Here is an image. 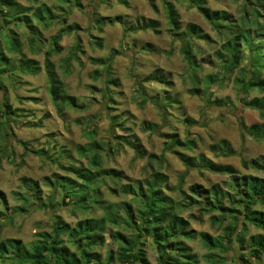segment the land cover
I'll return each instance as SVG.
<instances>
[{
  "label": "rangeland",
  "instance_id": "rangeland-1",
  "mask_svg": "<svg viewBox=\"0 0 264 264\" xmlns=\"http://www.w3.org/2000/svg\"><path fill=\"white\" fill-rule=\"evenodd\" d=\"M15 1L24 8H30L29 14L40 34L29 31L28 26H16L15 34L20 42V51L17 52L7 40L6 30L0 31V51L10 58V65L4 71L8 79L0 81V104L7 110V104H10L12 112L6 123L0 117V190L6 196V200L0 198V210L6 214L0 216L1 238H18L32 248L41 239L40 232L52 230L54 214H59L65 222L74 226L87 217H100L105 204L116 203L120 218L125 223L119 227L108 226L105 243L95 249L101 254L102 264L109 254L114 256L115 264H121L118 260L120 245L112 233L119 230L132 240L136 238V228H140L142 221L138 216L141 204L135 191L145 186L152 169L147 157L137 156L129 146H116V143L122 142L118 139L120 135L132 139L136 136L148 154L164 153L166 161L161 171L168 175L164 190L172 199L184 201L185 195L196 183L208 188L219 186L229 193L224 204L241 212L238 188L235 186L237 180L244 182L253 176L264 182V169L254 167L255 162L264 164V141L240 130L239 116L248 125L264 123V117L258 110L241 104L240 97L261 95L257 90L248 94L241 91L237 78L243 76V71L237 69L222 84L210 87L203 81V76L217 72L218 66L205 62L198 78L201 92L191 93L192 83L197 79L189 77L178 42L170 34L164 0H128V5L120 0H79L80 3L68 0ZM170 1L175 5L182 24L197 23L216 38L210 24L189 1ZM205 1L212 9L226 10L234 15L239 14L242 2ZM41 4L52 7V19L38 21L34 16L33 9ZM45 16L50 17L49 14ZM116 16H122L130 25L153 20L158 31L152 28L134 29L126 34V27L120 21L108 22L102 30L99 29V18ZM2 23L6 25V22ZM71 24L80 28L71 33L64 31L60 42L62 49L51 56L50 62L61 84V94L72 96L73 100L68 102V98L61 97L57 101L49 91L47 52L52 49L53 36ZM33 34L35 38L31 40ZM97 37L102 38V47L95 43ZM200 44L199 56L214 60L215 45L205 41ZM114 50L119 53L114 55ZM75 51L77 57L74 58ZM105 60L106 63H103ZM28 63L38 68L35 74L25 69ZM246 63L247 60L243 61L241 66ZM153 74L166 80L165 83L148 80ZM136 82L142 84L143 95L139 94ZM4 88L6 93H2ZM204 95L207 96L205 99ZM151 124L158 125L156 131L148 128ZM172 134L182 140L197 141V148L182 149L184 153L204 154L217 163L234 166L237 172L232 175L190 170L176 154L164 149L167 138ZM222 139L227 141L234 153L224 155L212 147ZM95 144L101 147L100 164L94 172H101L102 175H97L94 180L93 194L103 208L96 205H90L88 209L77 208L68 198L62 200V192L70 187L66 183L65 189L60 184L65 176L76 178L68 169L72 165L89 167L90 157L82 149L95 147ZM43 149L47 152L40 153ZM152 164L154 169H158L156 162ZM105 170H111V174L113 171L120 172L122 178L109 176L103 173ZM182 174H185V194L175 189ZM58 178L60 181L57 183ZM36 183L40 190L39 198L35 197L37 193L33 188ZM82 187L90 192L78 179V188L71 194L70 200L81 197L79 190ZM19 194L27 196L28 202ZM124 202L132 204L134 214H137L135 217L127 212ZM23 205L27 210L20 209ZM254 208L264 212V200ZM180 214L190 219L192 228L208 231L213 236L227 234V226L231 222L227 218L216 223L212 216L221 218L220 211L204 213L199 219L198 206L184 207ZM260 235H264V231L250 224L241 245L244 249L233 242L226 251L210 250L200 238L187 242L193 253L198 254L201 264H219L216 254L223 257L227 264H249L247 258L251 264H264V253L262 260L257 261L249 258L245 250L250 247L251 238ZM138 242L139 247L146 250L152 264H160L152 238L142 237ZM64 244L76 251V247L68 243L66 235ZM244 251L247 255L245 259L242 258ZM0 263L23 264L2 260Z\"/></svg>",
  "mask_w": 264,
  "mask_h": 264
},
{
  "label": "trees",
  "instance_id": "trees-1",
  "mask_svg": "<svg viewBox=\"0 0 264 264\" xmlns=\"http://www.w3.org/2000/svg\"><path fill=\"white\" fill-rule=\"evenodd\" d=\"M33 1L38 2L39 0ZM68 1L80 3L79 0ZM120 1L125 5L129 3L128 0ZM187 1H189L191 6L197 8L216 33L215 38L197 23L182 24L175 5L170 0H164V6L169 18L170 34L178 42L189 77L197 79L192 83L190 92L200 94L201 88L198 85V78L199 73L204 70L205 62L218 66L217 72L207 73L203 76V81L210 87L216 83L222 84L229 74H233L237 69H240L244 73L241 78H237L241 91L248 94L251 90H257L261 94L252 98L240 97L241 104L245 107L258 110L260 115L264 117V0H242L239 14L237 15L226 10L212 9L206 4L205 0ZM33 10L34 16L37 17L38 21L53 18L52 7L47 4H41V6ZM30 11V8H24V6L15 0H0V31L6 30L7 40L17 52L20 51V42L15 34L17 33L15 31L16 26L24 25L25 28L28 26L29 31L32 30L36 35L40 34L38 28L33 24L32 17L29 14ZM45 14H49L50 17L46 18ZM2 21L6 22V25H3ZM115 21L124 23L126 34L134 29L152 28L158 31L157 23L153 20L137 25H130L128 21L123 20L122 16L101 17L97 20L98 27L101 30L108 22L114 23ZM79 28V25L71 24L66 29H61L53 36L52 49L47 52L46 71L50 82L49 91L57 101L62 97L63 99L68 98V102H72L73 98L72 96L61 94L62 87L54 70V65L50 62V58L55 52L61 51L62 46L60 42L64 31L71 33ZM34 34L30 36L31 40H34ZM201 41L215 45L214 60L199 56ZM95 43L99 47H102V38L97 37ZM75 53L76 51L73 55L74 58L77 57ZM118 53V50H114L113 54L116 55ZM245 60H247V63L241 66ZM102 62L106 63V60ZM7 65H10V58L5 55L4 51H0V81L8 79V75L4 72ZM25 69L29 70L32 74L38 71V68L30 65V63L26 65ZM154 75H150L148 80L165 83L166 80ZM136 85L139 88V94L143 95L144 88L142 84L136 82ZM6 92L7 89L4 88L2 93ZM205 97L207 96L204 95L203 99ZM210 101L208 100V102ZM7 108L8 110L2 108L0 104V117L5 123L9 121L12 113L10 112V104H7ZM239 124L242 132L246 131L255 139L264 141V123H252L248 125L243 117L239 116ZM148 128L156 131L158 125L151 124ZM118 139H122V142L116 143L118 144L116 145L117 147L120 145L129 146L135 151L137 156L147 157L149 167L152 169L149 173V178L146 179L145 186L138 187L135 191L141 204L138 216L140 221H142L140 228L139 226L136 228V238L132 240L124 236L119 230L112 233L113 238L120 245L118 260L121 264H152L146 250L139 247L138 241L142 237H145V239L148 237L152 238L158 251V261L160 264H201L198 254L193 253L187 242L188 240L200 238L210 250L220 249L226 251L228 245L233 242L239 243L240 247L244 249L241 245L244 237H246L248 225L252 224L264 231V212L254 208L256 204L264 200V182L259 181L257 177L252 176L244 182H240V179H238L235 184L238 188V203L242 206L241 212H237L233 206L224 204V199L229 193L221 190L219 186L208 188L200 183L193 184L190 193L185 195L184 201L178 202L172 199L164 190L165 183L168 180V175L161 171L166 161L164 153L160 155L154 153L148 154L136 136L132 139L127 135H120ZM197 146L198 143L195 139L182 140L177 135L172 134L167 138L164 149L176 154L190 170L196 169L201 172L210 171L232 175L237 172L234 166L217 163L204 154L189 155L181 151L182 149L193 150ZM100 147L98 144H95V147H83L82 152L90 157L89 167L77 168L72 165L68 168L75 174L76 178L72 176H65L63 178L64 180L60 185L66 189L65 185L67 183L70 187L69 190L62 192L63 201L68 198L77 208L88 209L90 205L101 207L100 201L93 194V190L95 191L94 180L97 178V175H102L101 172L97 174L94 172L100 164ZM212 147L218 149L219 153L224 155L226 153H234L233 149L227 145L225 139H222ZM41 152L46 153L47 150H40ZM153 162H156L158 169H154ZM255 163L254 167L264 169V164L259 165ZM103 173H107L109 176L113 175L115 178H122L121 173L117 171H113L114 174H111V170H105ZM78 179L82 180L90 192H86L82 187L79 190L81 197L70 200L71 194L76 192L78 188ZM184 179L185 174H182L180 182L175 189L185 194L183 190ZM59 181L60 178L57 179V183ZM38 187L37 183L33 185L37 193L35 197L39 198L40 190ZM19 196L28 202L29 198L27 196L22 194H19ZM0 198L6 200L5 193L2 190H0ZM124 204L127 212L132 217H135L137 214H134L132 204L129 202H124ZM187 206H198L200 214L197 217L199 219H202L204 213L220 211L222 213L221 218L215 215L212 217L216 223L221 222L222 219H231V222L227 226V234L213 236L208 231H199L192 228L190 219L180 214V210ZM20 209L27 210V207L23 205ZM1 215L5 216L6 214L0 210ZM51 220L52 230L40 232L38 235L41 239L37 240L32 248H28L21 239H4L0 237V260L4 262L19 261L23 264H102L101 254L95 248L105 243V231L108 226L119 227L125 223L120 218L119 207L116 203L105 204L104 213L100 217H87L80 220L74 226L65 222L59 214H54ZM65 235L68 237V243L76 247V251H72L69 245L64 244ZM251 240L250 247L245 249L248 251L247 255L251 259L260 261L262 260L261 255L264 253V235H260L257 238L252 237ZM247 255L244 251L242 258L245 259ZM216 258L219 264H227L223 260V257L216 254ZM246 262L251 264L248 258ZM104 264H115L114 256L109 254Z\"/></svg>",
  "mask_w": 264,
  "mask_h": 264
}]
</instances>
